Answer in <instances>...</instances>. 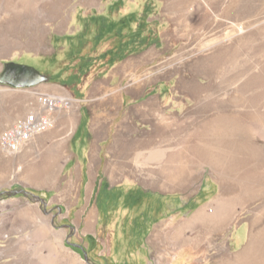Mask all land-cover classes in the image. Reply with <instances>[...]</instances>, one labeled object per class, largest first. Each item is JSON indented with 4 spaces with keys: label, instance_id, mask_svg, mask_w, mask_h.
<instances>
[{
    "label": "rangeland",
    "instance_id": "1",
    "mask_svg": "<svg viewBox=\"0 0 264 264\" xmlns=\"http://www.w3.org/2000/svg\"><path fill=\"white\" fill-rule=\"evenodd\" d=\"M212 59L215 67L210 74L197 72L198 60ZM131 60L138 64L124 70ZM6 61L35 66L51 76L49 82L20 88L18 95L10 96L18 111L16 118L37 104L40 92L68 93L78 101L77 113L72 112L75 107L59 113L56 126L19 155L0 152V264L34 263L7 231L11 224L28 220L20 213L47 217L61 209L67 216L69 210L70 221L84 210L83 195H93L95 208L100 180L117 186L111 191L108 188L113 187L106 183L99 187L100 208L111 195L131 210L127 218H120L116 242L112 233L101 244L106 249L116 245L123 258L135 250L136 264L152 254L145 243H151L157 229L165 231L179 220H188L203 203L214 207L221 193L239 192L223 184L205 162L188 170L191 176L182 190L167 191L151 183L160 169L170 170L171 153L183 146L178 138L193 144L191 133L217 111L215 104L197 116L193 114L197 105L223 101L229 112L255 109L264 114V0H0V72ZM189 79L214 87L197 97L184 88ZM0 89L14 91L3 84ZM114 93L119 97L117 105L106 101ZM255 93H260L259 101L248 105L247 98ZM149 100L159 103L164 119L139 114L137 108ZM13 121H1L0 132ZM158 122L173 132L155 137V144L167 149L165 154L153 155L154 149L148 148L123 151L129 142L152 138ZM250 123L264 149V126ZM182 126L186 130L181 136L176 132ZM200 142L213 146L214 138L202 136ZM253 161L245 166L257 163ZM68 189L69 197H65ZM156 189L167 195L163 198ZM143 200L146 204L141 207ZM261 202L239 204L235 224L248 220ZM247 224L242 223L248 228Z\"/></svg>",
    "mask_w": 264,
    "mask_h": 264
},
{
    "label": "crops",
    "instance_id": "2",
    "mask_svg": "<svg viewBox=\"0 0 264 264\" xmlns=\"http://www.w3.org/2000/svg\"><path fill=\"white\" fill-rule=\"evenodd\" d=\"M127 64L130 65L131 62L129 61ZM13 90L9 92L0 89V122L15 121L22 116L16 118L18 111L14 107L15 102H10V96L18 95L20 88H13ZM114 94L116 96V93ZM118 98L117 96L116 103L109 98L106 101L117 105ZM114 108L119 109V106ZM117 128L118 124L116 130ZM185 130L179 129V135H185ZM198 134V131L191 133L189 139L195 140L193 144L187 143L185 137H179L182 139L183 146L178 151L171 153L169 157L170 170L163 167L158 171V177H154L155 179L151 183L154 187L167 191L182 190L180 187L186 186L191 176L190 173L186 176L187 170L198 168L197 165L201 166L202 162L215 169L218 157H221L222 164L229 163L233 152L229 149L219 152L214 146L201 143L199 139L201 136ZM206 136L212 137L210 133H207ZM225 137V143H227L229 137ZM254 137L255 133L248 132L242 138L241 151L245 165L253 160L258 161L256 155L258 152L260 153L262 147ZM117 150L118 148L114 146L115 154L118 152ZM159 153L163 155L161 152ZM224 153L229 157L224 156ZM254 165L245 167H255ZM180 170L183 171V175L181 178L180 176L177 178L175 173ZM104 183L113 187L108 188V191L117 187L112 186L109 181L100 180L94 199L95 208L91 206L93 195L87 198L88 194H86L83 195L84 210L76 213L70 221L69 210L67 216H64V211L60 209L53 210L47 217H45L46 215L38 216V212H22L20 217L24 216L28 220L24 224L19 221L8 226L7 231L11 237L8 235L7 237L17 239L16 242L25 250L28 255L27 259L34 262L33 264H38L39 260L43 261L41 264H136L135 250H129L123 258L120 248L116 245H113L112 248L108 247L109 249L107 248L108 251H106L107 249L101 244L105 241L104 237L112 233L113 240L116 242L115 235L117 226L120 225V218H127L131 211L128 207H121L120 203L112 200L111 195L106 196V204L100 208L98 192L99 187H102ZM170 186L173 188H167ZM159 189H156L155 192L164 198V195L167 194ZM63 195L69 197V189ZM232 196L221 193L214 199V207L203 203L193 210V215L188 220L184 218L165 231L157 229L155 233L153 232L151 243H145L152 254L150 256L146 254V260L142 264H264V210H257L249 216L248 220L241 219L235 224L237 206L247 201L238 202L235 210H229L227 205L217 203L219 199L231 200ZM145 204L146 201L143 200L141 207H144ZM39 207L42 208L43 205L39 204ZM162 211L163 209L159 211L160 215L164 213ZM159 212L156 213L157 217ZM41 217H45L46 220H40ZM161 218L159 217V219ZM242 223H248L249 227H244ZM74 226L76 232L72 231ZM109 226L113 228L109 230ZM61 251H65V253Z\"/></svg>",
    "mask_w": 264,
    "mask_h": 264
},
{
    "label": "bare ground",
    "instance_id": "3",
    "mask_svg": "<svg viewBox=\"0 0 264 264\" xmlns=\"http://www.w3.org/2000/svg\"><path fill=\"white\" fill-rule=\"evenodd\" d=\"M130 62L131 64H136V65L138 64L137 60H131ZM196 64H197L196 70H198L197 71L198 73L210 74L211 73L210 70L215 67L213 59L210 62H206L205 60H198ZM130 65L126 64L124 66V69L130 68L131 67ZM250 84H251L250 81L247 82V85L244 86L247 88H244V89L248 90L250 88L249 86ZM213 87H214L213 85L207 84L205 86L204 84L200 82H196L190 79L184 82V88H188V90L193 92V94L196 95L197 97H201L204 94L205 95L209 94L210 90L213 89ZM134 88L137 89L138 86H135ZM41 93H45V92H41ZM46 94H51V93H46ZM54 94L55 95H67V96L70 95L68 93H62V94L54 93ZM259 96H260V93L249 95V97L247 98V104L254 105L257 101H259L260 99ZM111 99L113 102L115 103L117 102V96H114ZM230 101L234 102V100L232 99H230ZM215 104H217V111L212 116H208L205 118V121H203L201 128L198 127L199 128L198 135L201 136L199 139H201L202 136H206L207 133H210L214 138L213 146H216L217 151L222 152L225 149H229V151L233 152L231 156V160L226 165L222 164L221 157H218L217 167L214 170L217 173V177L223 184L229 183L230 184L229 188H231L232 191L239 190L237 194L236 193L233 194L231 200L219 199L217 203L219 205H222V204L227 205L229 210H235L236 204L242 200L247 201V202L249 200H252V201L261 200L262 205L259 207L258 210H264V149H263V146L261 148L259 155L258 154L256 155V157L258 158V161L254 165L255 167H250V168L245 167V163L242 160V151H241L243 135L247 134L248 132L251 133L253 130V125L250 123V120H252L253 122L257 121L259 122V125L264 126V114L260 113L259 110H255V109L252 111H247V112L244 111L242 113H236L237 111L234 113L233 112L234 110L232 109L233 111L231 110L229 112L225 109L226 102H223V101L213 102V100H207L202 105L201 104L197 105L193 111V114L197 116L205 115L208 111L214 108ZM230 106L231 105L229 104V107ZM218 108L220 110H218ZM76 109L77 107H75V109L72 112L77 113ZM137 110L139 114L142 116H152L153 118L164 119L165 112L164 114L162 113L161 106L155 100H149L144 107L137 108ZM73 129H74V126L72 130ZM179 129L183 130L185 129V126H182V128H179ZM179 129H177V132H176L178 135L180 133ZM71 131L69 132V135ZM165 132L167 134H171L172 131L170 128L165 129V127L158 122V124L156 125L153 131L154 136L152 138L150 137L140 142L136 141L135 144H131L129 142L124 146L123 151L125 152H134L137 150L143 151L144 148H148V150L154 149L156 154H158L157 151L161 152L162 154H165L167 152V149H165L164 147H161L162 146L161 144L157 146L158 143L155 144L154 142L156 136H159V137L164 136L166 134ZM225 136L229 137L228 138L229 140L227 141V143H225V140H226ZM178 139H179V142L182 141L181 138H178ZM156 142H158V140H156ZM153 155L155 154L153 153ZM219 155H222V154H219ZM259 165H260V168H257ZM223 166H227V167H223ZM187 171L185 172L186 176L189 175V171L188 172ZM175 174L177 178L179 176L181 178L183 175V171L181 170L177 171ZM227 188L225 189V191H227Z\"/></svg>",
    "mask_w": 264,
    "mask_h": 264
},
{
    "label": "built area",
    "instance_id": "4",
    "mask_svg": "<svg viewBox=\"0 0 264 264\" xmlns=\"http://www.w3.org/2000/svg\"><path fill=\"white\" fill-rule=\"evenodd\" d=\"M37 104L14 123L0 132V152L16 156L30 146L37 138L56 126L59 113L74 109L78 99L72 95L37 93Z\"/></svg>",
    "mask_w": 264,
    "mask_h": 264
},
{
    "label": "water",
    "instance_id": "5",
    "mask_svg": "<svg viewBox=\"0 0 264 264\" xmlns=\"http://www.w3.org/2000/svg\"><path fill=\"white\" fill-rule=\"evenodd\" d=\"M51 76L32 65L6 61L0 72V84L26 88L49 82Z\"/></svg>",
    "mask_w": 264,
    "mask_h": 264
}]
</instances>
